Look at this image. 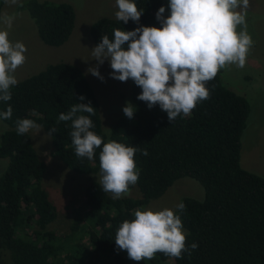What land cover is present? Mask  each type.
Masks as SVG:
<instances>
[{"label":"trees","instance_id":"obj_1","mask_svg":"<svg viewBox=\"0 0 264 264\" xmlns=\"http://www.w3.org/2000/svg\"><path fill=\"white\" fill-rule=\"evenodd\" d=\"M5 0H0V9ZM143 15L136 24L116 18H98L88 27L94 46L101 37H113V29L131 31L139 26L157 27L156 13L168 0H133ZM25 11L38 40L48 47L65 43L74 25V12L66 3L24 0ZM210 98L197 104L189 117L171 123L155 106L147 107L137 96L141 89L130 85L134 117L124 114L109 131L101 127L96 97L82 71L58 62L18 81L10 89L11 100L0 101V112L12 107L11 119L0 122V264H136L114 243L115 234L133 212L161 197L177 180L188 178L202 189L200 200L180 197L185 210L180 215L186 245L198 248L178 259L157 253L140 264H264V174L256 175L239 165L240 139L246 128L249 106L244 97L227 89L220 72L207 82ZM85 97L83 101L79 97ZM91 103L95 115L91 129L105 142L117 141L136 147L138 198L113 199L103 192L98 175L99 152L94 160L75 155L70 136L71 121H59L77 103ZM87 115V113H82ZM31 119L50 139L51 154L69 171L91 179L84 189L81 215L72 217L67 233L57 235L47 227L56 209L41 185L45 165L32 146L28 133L17 135L16 121ZM50 129H55L50 134ZM148 155H142L143 151Z\"/></svg>","mask_w":264,"mask_h":264},{"label":"clouds","instance_id":"obj_2","mask_svg":"<svg viewBox=\"0 0 264 264\" xmlns=\"http://www.w3.org/2000/svg\"><path fill=\"white\" fill-rule=\"evenodd\" d=\"M15 4L17 0H6ZM115 18L127 24H139L143 11L133 0H115ZM249 0H168L156 13L160 27L139 26L134 30L113 29V37H101V42L91 49L97 64L88 72L104 81L99 67L105 61L110 65L111 79L127 82L132 80L141 89L137 96L149 109L159 106L171 123L177 117H189L197 104L210 98L207 82L213 80L220 70L236 65L243 68L247 54L253 46L252 37L246 30V10ZM15 17L0 14V101L11 100L10 89L17 85L14 75L25 61L27 52L22 42L9 40V32ZM239 26L243 29L237 31ZM85 97H79L83 101ZM12 107L0 112V118L11 119ZM128 119L136 109L126 102L122 109ZM82 113H87L84 115ZM95 109L91 103H77L67 113H61L59 121H71L70 136L75 155L94 160L99 152V183L103 192L113 199L127 195L130 186L137 184L136 147L117 141L105 142L91 129ZM38 125L31 119L16 121L17 135H24ZM55 129H50V134ZM142 155H148L143 151ZM185 204L176 208L183 212ZM134 218L124 220L115 234V245L127 252V258L140 264L150 261L157 253L178 259L182 253L198 248L186 245V234L180 215L164 208L153 211L137 208Z\"/></svg>","mask_w":264,"mask_h":264},{"label":"rangeland","instance_id":"obj_3","mask_svg":"<svg viewBox=\"0 0 264 264\" xmlns=\"http://www.w3.org/2000/svg\"><path fill=\"white\" fill-rule=\"evenodd\" d=\"M4 1L0 14L7 13L15 17L9 32V40L13 43L22 42L26 48V61L14 73L17 81L27 78L42 70L48 64L64 62L77 66L88 81L98 103L101 127L104 133L117 118L122 116L126 102L130 100V85L132 80L120 82L111 79L110 65L107 61L99 67L100 79L92 76L88 69L97 64L91 54L95 46L88 36V27L98 18H115L118 10L115 0H38L52 3L69 4L74 12V25L67 41L59 47L43 45L37 38L35 28L25 11H17V5ZM0 29L4 26L0 24ZM243 29L239 26L237 31ZM246 30L252 37L253 46L249 50L243 68L231 65L220 70L221 83L230 91L242 96L248 103L249 115L246 128L240 139L239 165L242 169L256 175L264 174V0H249L246 10ZM6 126L0 122V132ZM31 143L40 160L45 165L41 185L48 195L49 201L56 209L54 222L48 229L57 235L67 233L72 217L81 215L83 208V193L89 179L69 171L51 154L50 139L41 129L33 128L28 132ZM6 166V160H0V173ZM98 175L92 179L99 181ZM126 197L138 198L135 186H130ZM189 196L200 200L201 187L188 178L175 181L164 194L150 201L143 210L153 211L168 208L175 210L180 197Z\"/></svg>","mask_w":264,"mask_h":264}]
</instances>
